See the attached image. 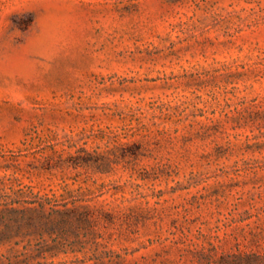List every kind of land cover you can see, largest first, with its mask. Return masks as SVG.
Instances as JSON below:
<instances>
[{
	"label": "rangeland",
	"instance_id": "obj_1",
	"mask_svg": "<svg viewBox=\"0 0 264 264\" xmlns=\"http://www.w3.org/2000/svg\"><path fill=\"white\" fill-rule=\"evenodd\" d=\"M0 264H264V0H0Z\"/></svg>",
	"mask_w": 264,
	"mask_h": 264
}]
</instances>
